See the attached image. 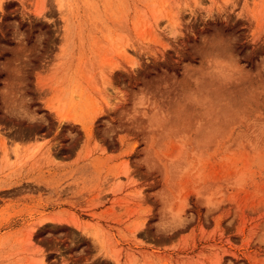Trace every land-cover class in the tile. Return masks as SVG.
Here are the masks:
<instances>
[{
  "label": "rangeland",
  "instance_id": "obj_1",
  "mask_svg": "<svg viewBox=\"0 0 264 264\" xmlns=\"http://www.w3.org/2000/svg\"><path fill=\"white\" fill-rule=\"evenodd\" d=\"M25 35L0 264H264V0H0V68Z\"/></svg>",
  "mask_w": 264,
  "mask_h": 264
},
{
  "label": "clouds",
  "instance_id": "obj_2",
  "mask_svg": "<svg viewBox=\"0 0 264 264\" xmlns=\"http://www.w3.org/2000/svg\"><path fill=\"white\" fill-rule=\"evenodd\" d=\"M26 38L25 35V39L18 42V49L14 52L13 60L5 62V66L0 68V70L8 72L9 80L6 83L13 85L11 95L0 92V106H2L0 110L4 111L6 118L25 124L31 123L29 117L36 115L32 108L34 99L28 95L29 67L33 59L42 57L43 52V40L37 38L33 46L29 48ZM237 42L238 37L225 36L218 32L201 38L202 44L217 45L220 52V56L217 58L224 59L226 63H233L238 70H243L246 69V65L239 64L241 57L234 50ZM157 228L159 229L160 226L157 225ZM260 242L264 243V241Z\"/></svg>",
  "mask_w": 264,
  "mask_h": 264
},
{
  "label": "bare ground",
  "instance_id": "obj_3",
  "mask_svg": "<svg viewBox=\"0 0 264 264\" xmlns=\"http://www.w3.org/2000/svg\"><path fill=\"white\" fill-rule=\"evenodd\" d=\"M89 232V231H88ZM95 233V232H94ZM95 235V234H94Z\"/></svg>",
  "mask_w": 264,
  "mask_h": 264
}]
</instances>
